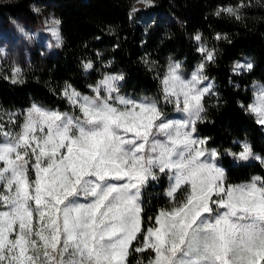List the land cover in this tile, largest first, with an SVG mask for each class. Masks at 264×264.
<instances>
[{"label":"clouds","instance_id":"clouds-1","mask_svg":"<svg viewBox=\"0 0 264 264\" xmlns=\"http://www.w3.org/2000/svg\"><path fill=\"white\" fill-rule=\"evenodd\" d=\"M257 6L264 3L238 0L224 11L242 22L245 10ZM28 7L42 11L32 2ZM12 23L28 47L22 57L20 48L0 46V81L23 87L29 74L44 70L31 62L38 30ZM45 24L54 43L39 52L42 59L67 43L60 16L50 12ZM203 35L197 29L185 39L200 44ZM172 38L164 33L161 45ZM213 38L232 42L227 32ZM118 48L94 50L96 60L76 58L82 88L72 82L74 73L54 81L55 64L43 82L33 76L58 103L32 92L26 105L5 106L0 98V264H257L264 258V150L248 132L238 137L226 129L227 146L201 132L216 124L211 110L228 103L208 74L209 63L218 67L215 53L200 45L202 58L191 69L173 52L160 67L138 56L134 65L154 87L137 91L127 87L129 73L116 68L115 56L103 59ZM239 57L231 74L256 70L254 56ZM262 83L252 77L242 90L228 79L233 92L249 96L247 103L237 97L236 108L264 134ZM225 159L248 171L231 176Z\"/></svg>","mask_w":264,"mask_h":264},{"label":"trees","instance_id":"trees-1","mask_svg":"<svg viewBox=\"0 0 264 264\" xmlns=\"http://www.w3.org/2000/svg\"><path fill=\"white\" fill-rule=\"evenodd\" d=\"M150 1L148 7L141 10L134 9L135 0H11L0 2V16L4 18L14 19L22 15L35 18L37 15L28 7L30 2L35 3L42 11L48 13L54 11L63 19L62 33L67 38L63 52L57 51L55 54L48 55L46 59H42L39 53L33 55L31 62L37 66V69L43 67L44 70L29 74V82L23 87L11 86L0 81V98L4 105H26L28 92L34 93L38 99H44L48 103H58L44 88L33 84L32 77L39 75L43 82L50 74L49 69L55 64L56 68L51 73L54 81L70 79L69 74L74 73L75 78L72 82L78 88H82L81 74L75 67L78 63L76 58L87 55L96 60L94 50L111 48L116 44L119 48L114 53L106 52L103 59L107 60L109 56L116 57V68L123 67L129 73L128 88L135 86L137 91L141 87L150 90L154 84L148 79V73L133 63L138 56L149 55L150 59L159 61L158 67H160L165 63L166 54L173 52L176 53L177 59L186 57V67L191 69L194 62L202 58V54L196 49L204 45L212 49L217 57L218 67L209 63L208 74L210 77H217L218 91L228 103L219 113L215 109L211 110L216 124L203 126L201 132L214 134L215 139L211 143H223L225 146L231 139L226 129L231 130L232 136L238 137L248 132L254 147L257 150H264L261 148L264 134L252 123L250 117H246L235 106L237 97L247 103L249 96L242 92H233L232 87L228 85L230 76L234 84H238L242 90L249 85L252 77H258L264 81V8L257 6L246 9L245 20L237 22L234 18L230 19L224 9L229 5H235L238 0ZM261 3H264V0H261ZM216 11L220 13L219 18L213 15ZM206 15L207 18H205ZM185 21L187 22L186 28L183 23ZM197 29L202 30L204 34L200 44L191 38L185 39V32L192 34ZM166 32L172 34L173 38L164 39L161 45L160 41ZM225 32L229 34L231 43L213 38L216 33ZM96 36L101 39L99 41L92 39ZM142 40L147 41L143 47H141ZM84 41H88L87 48L82 46ZM240 53L254 56L257 60L256 70L250 75L244 73L243 69L240 70L239 76L229 71L231 61L239 59ZM99 66L97 64V67ZM116 68L111 70L115 71ZM92 77L95 79L96 74L93 73ZM247 91L251 92L252 89H247ZM224 162L228 165L230 175L233 177L242 176L248 171V168L232 167L226 159ZM251 167L253 170H259L258 166Z\"/></svg>","mask_w":264,"mask_h":264},{"label":"rangeland","instance_id":"rangeland-1","mask_svg":"<svg viewBox=\"0 0 264 264\" xmlns=\"http://www.w3.org/2000/svg\"><path fill=\"white\" fill-rule=\"evenodd\" d=\"M11 0H0V2H6ZM151 3L150 0H135L134 9L141 10L148 7ZM35 18H31L26 15L16 17L14 19L4 18L0 16V46L7 45L9 49H21V56L23 57V49L28 45L24 43L23 39L17 35L15 27L12 21L22 22L28 29L37 31V38L34 40V47L30 49L31 59L34 54H38L40 51H46L47 43H54L49 32L44 31L46 24L45 21L48 18L49 13L41 11L40 14H36ZM57 51H52L49 55L55 54ZM258 88H264V85H258Z\"/></svg>","mask_w":264,"mask_h":264},{"label":"snow or ice","instance_id":"snow-or-ice-1","mask_svg":"<svg viewBox=\"0 0 264 264\" xmlns=\"http://www.w3.org/2000/svg\"><path fill=\"white\" fill-rule=\"evenodd\" d=\"M257 255H259V254H257ZM257 264H264V258L258 259Z\"/></svg>","mask_w":264,"mask_h":264}]
</instances>
